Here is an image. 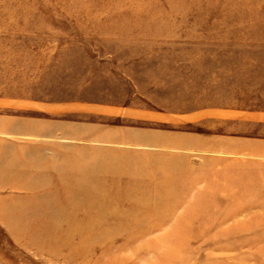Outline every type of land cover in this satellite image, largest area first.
I'll return each instance as SVG.
<instances>
[{"label":"rangeland","instance_id":"374dc122","mask_svg":"<svg viewBox=\"0 0 264 264\" xmlns=\"http://www.w3.org/2000/svg\"><path fill=\"white\" fill-rule=\"evenodd\" d=\"M0 264H264V0H0Z\"/></svg>","mask_w":264,"mask_h":264},{"label":"crops","instance_id":"0c3cea01","mask_svg":"<svg viewBox=\"0 0 264 264\" xmlns=\"http://www.w3.org/2000/svg\"><path fill=\"white\" fill-rule=\"evenodd\" d=\"M89 140L92 141V142H95L97 144H102L104 143L103 141H105L106 143H112L114 145H118L121 143V141L119 140V138H117V136L115 135H107V136H104V135H101V134H92V135H89L88 136ZM121 138V137H120ZM98 151V149H97ZM135 235V234H134ZM137 235V234H136Z\"/></svg>","mask_w":264,"mask_h":264},{"label":"bare ground","instance_id":"6f19581e","mask_svg":"<svg viewBox=\"0 0 264 264\" xmlns=\"http://www.w3.org/2000/svg\"><path fill=\"white\" fill-rule=\"evenodd\" d=\"M84 236V235H83ZM66 238H68V237H66ZM84 239V241L86 242L87 241V243H92V241L93 240H97V239H100V238H96V237H94V236H92V237H84L83 238ZM57 240V239H56ZM92 240V241H91ZM169 260V259H168ZM120 261V260H119Z\"/></svg>","mask_w":264,"mask_h":264}]
</instances>
